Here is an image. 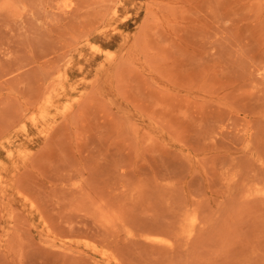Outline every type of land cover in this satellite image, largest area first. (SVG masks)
Masks as SVG:
<instances>
[{
    "label": "rangeland",
    "instance_id": "rangeland-1",
    "mask_svg": "<svg viewBox=\"0 0 264 264\" xmlns=\"http://www.w3.org/2000/svg\"><path fill=\"white\" fill-rule=\"evenodd\" d=\"M0 264H264V0H0Z\"/></svg>",
    "mask_w": 264,
    "mask_h": 264
}]
</instances>
